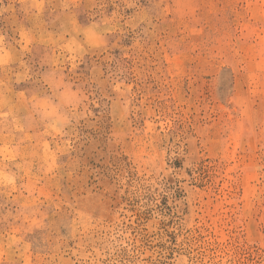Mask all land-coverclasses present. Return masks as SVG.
<instances>
[{
  "label": "rangeland",
  "instance_id": "obj_1",
  "mask_svg": "<svg viewBox=\"0 0 264 264\" xmlns=\"http://www.w3.org/2000/svg\"><path fill=\"white\" fill-rule=\"evenodd\" d=\"M0 264H264V0H0Z\"/></svg>",
  "mask_w": 264,
  "mask_h": 264
}]
</instances>
